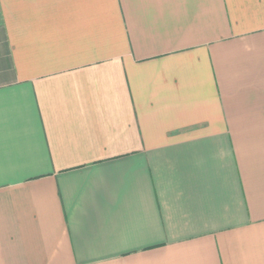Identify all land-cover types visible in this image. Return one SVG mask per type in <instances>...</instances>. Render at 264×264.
<instances>
[{
	"label": "crops",
	"instance_id": "1",
	"mask_svg": "<svg viewBox=\"0 0 264 264\" xmlns=\"http://www.w3.org/2000/svg\"><path fill=\"white\" fill-rule=\"evenodd\" d=\"M0 264H264V0H0Z\"/></svg>",
	"mask_w": 264,
	"mask_h": 264
}]
</instances>
